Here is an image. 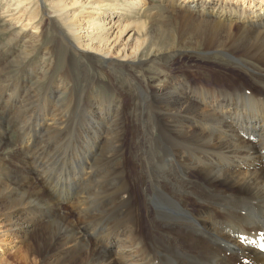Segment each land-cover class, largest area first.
Returning a JSON list of instances; mask_svg holds the SVG:
<instances>
[{
    "label": "rangeland",
    "instance_id": "1",
    "mask_svg": "<svg viewBox=\"0 0 264 264\" xmlns=\"http://www.w3.org/2000/svg\"><path fill=\"white\" fill-rule=\"evenodd\" d=\"M36 1L38 4L34 7H32L31 0H23L18 7L15 6L18 0H2L0 15L7 23L17 24L15 27L19 26L21 28L22 26L32 32L37 31L34 29L35 26L40 29L48 26L45 13L47 16L54 18L53 26L60 28L73 46L68 47L66 43L47 36L44 48L48 47L51 51L54 66L51 75H57V80L61 78L58 75H65L69 82L70 91L68 94L63 95L65 98L62 99L61 105H57L59 111L55 110L57 118L64 117L65 122L62 130H54L50 126L52 122L49 123L48 121V114L52 111L46 109L45 101L48 97H54V100L57 99L54 92H56V87L59 86L60 81L47 79L45 82L41 81L36 84L38 78H36L35 73L39 68L38 64L44 58L39 56L36 59V64H26L22 60L23 57L18 50V46L15 43H10L8 41L9 36L0 30V185L1 183L11 185L15 193H13L14 195L12 193L8 195V200H6L8 207L17 203L29 204L28 212L19 219L21 223L29 226L42 222L43 219L47 223L49 221L48 224L57 223L60 219L54 213H60L62 210L61 216L69 215L67 216L68 220L72 226L75 225L73 227L75 232L79 229L83 236H89L91 240L98 243L104 241L101 238L105 235H107L109 241H112V236L117 235L122 227H127L125 223L131 213L130 211L128 214L121 203L125 200L121 194L122 189H129L130 187L131 192L134 190L139 194L130 178V172L134 171L133 178L135 177V181L145 183L148 180L152 187L150 192L153 193V201L156 202L157 200L159 205H162V209H154L155 220L163 222L164 218L171 219L172 217V220L164 221L167 223H164V229H157L162 239L159 238L155 245L157 246L156 249L152 247L150 254L153 255L152 258L156 256L152 259V264H160V260L173 262L171 258L178 254V250L175 242L169 239L163 240L168 230L167 225L176 219L187 221L194 216L197 212L195 205L206 202L208 182L214 175L210 173V166L207 170L208 174L205 175L206 180H201L198 178V170L193 168L198 161L192 162L193 165H187L184 164L185 160L188 156H192L191 154L197 156L198 153H201L199 152V146L206 148L207 155L213 154V151L206 147L209 141L196 142L187 151L183 149L186 154L183 152L176 153L173 150V145H176L179 140L177 137L180 135L177 131L172 132L170 128L166 129L159 123L161 115H159V103H156V100L159 99L155 100L151 91L153 88L150 85L154 84L157 87L166 81L175 84L187 80L185 82L190 84L187 92H194L193 90H195L200 96H203L199 100H205L213 94L220 96L225 101L236 100L237 92L242 91L241 86L237 83H227V85L224 82L226 75H200L203 67L207 65V61L198 57L185 55L173 60L169 63L171 74L167 72L168 67L165 60L155 62L145 69L140 66L129 65L130 61L134 59L135 54H133V51L143 38L145 26L148 25L147 22L154 21L152 23L157 27L161 24V17L158 16L157 18L156 16L159 11L156 1L148 6V16L144 17L135 16V12H129L124 0H80L78 5H72L77 0ZM64 2L69 3V7L66 10L67 14L62 17L59 8L64 5ZM245 7H247V4H245ZM263 7L264 0H253L251 3V9L259 11ZM112 13L113 16L109 19ZM93 22H99L104 25V28L101 29L95 26L93 29H89V25ZM98 35H103L102 39L104 41L102 39L91 41L93 36L97 37ZM73 49L83 52L86 58L80 59L77 55V61ZM97 49L100 53L96 51ZM69 55L71 57L75 55L72 62L67 59ZM102 58L111 62V67H107ZM75 60L77 64H80V67L79 64L73 63ZM181 69L192 71L195 75H178ZM228 76H230L229 79L235 77V75ZM243 76H246L245 81L249 79L248 75ZM263 86L264 83L253 90L252 86L249 85L248 90L245 92L252 98L254 96L261 99V91L264 92ZM173 87V90L177 92L184 90L179 86ZM261 101H257V104ZM93 105L102 113V116L90 115L84 112L85 108H90ZM241 105V114L245 115L255 104L245 101ZM133 131L137 132L134 134ZM113 133L114 135H112ZM103 138H108L106 143ZM32 142L34 143V149L24 151V145ZM106 148L107 150H105ZM22 152H24V155H22ZM111 155H116V157L104 160L103 157ZM50 159L52 163L55 162L51 164ZM178 159H181L180 162ZM211 159L216 161L214 166H217V172L225 170L228 166L224 155L221 158L218 154L215 155V158L211 155ZM134 162L137 163L134 164ZM49 164L53 166L51 167ZM91 167L96 173L90 180L85 175L87 176ZM194 172L198 174L195 175ZM190 174L191 181L189 180V184H185L184 181H187ZM144 176L146 179L143 178ZM160 176H169L175 181L168 186L169 192L167 193L160 186L162 181ZM194 176L199 181H196ZM178 181H181V184L178 185L176 183ZM157 187L160 190L155 191ZM162 187L164 188L163 184ZM34 188L36 189L35 192ZM4 189L0 186V193L4 192ZM107 196L109 197L107 198ZM139 200L142 203L141 195ZM73 203H77L79 207L76 206L75 209ZM45 204H49V206ZM78 214L81 218H78ZM142 214L144 216V212ZM158 214L163 216L160 218L157 216ZM4 217L0 213V264H24V251L21 241L10 230V226ZM232 228H230L232 231L235 229L234 231L237 232L233 231V234L230 230V234L237 237L239 230ZM223 229L225 234L229 232V228ZM108 232H110L109 235ZM190 232H193V230ZM115 252L116 249L113 250V253Z\"/></svg>",
    "mask_w": 264,
    "mask_h": 264
},
{
    "label": "bare ground",
    "instance_id": "2",
    "mask_svg": "<svg viewBox=\"0 0 264 264\" xmlns=\"http://www.w3.org/2000/svg\"><path fill=\"white\" fill-rule=\"evenodd\" d=\"M22 1L23 0H18L15 6L17 5L19 7ZM31 1L32 7L38 4L36 0ZM38 1L42 2L41 0ZM153 1H156L159 7L156 16L157 18L158 16L161 17V24L157 27L152 23L154 21L147 22L148 25L145 26L143 38H141V42L137 45L135 51H133V54H135L133 56L134 59L130 61L129 65L140 66L145 69L149 68L155 62L165 60L168 67L167 72L170 73L169 63L173 60L185 55L189 57H198L207 61V65L203 67V71H201L200 75H226L224 79L226 84L237 83L241 86L242 90L237 92L236 100L234 99L235 101H225L221 99L220 96H215L213 94L205 100H199L202 95L200 96L198 92L195 90H193L194 92H187L190 86L188 82H185L187 80L179 81L175 84L166 81L163 82L161 86L157 87H155L154 84L150 85L153 88L151 91L154 94L155 100L159 99L156 100V103H159V115H161L159 123L166 129L170 128L172 132L177 131L180 135L177 137L179 140L176 145H173V150L176 153H184V150H189L192 144L196 142L202 143L203 141H209L206 147L213 151L211 155H213L214 158L217 154L220 158L224 155L225 160L228 162V166L225 170L217 172V166H214L216 165V161L211 159V155H207L206 148L198 144L200 148L199 152L202 154L198 153L197 156L191 154L192 156H188L185 163L183 162L187 165H193L194 163L192 164V162L198 161L197 165L193 168L198 170V178L201 180H206L205 175L210 166V173L214 175L210 179V182L206 181L208 182L206 202H201L200 204L196 203L197 212L194 216L187 221L176 219L173 222L171 221V224L167 225L168 230L163 240L169 239L175 242L178 254L171 258L173 262H164L162 260L159 262L160 264H264V92L260 90L261 94H259L261 95V99L254 96L252 98L245 92L248 90L249 85L255 90L256 87L264 83V7L259 11L251 9L253 0H124V4L129 12L136 13L135 16L139 15L140 17H144L148 16V6L153 4ZM63 4L64 5L59 8L62 17L67 14L66 10L69 7V3L64 2ZM78 4H80V0L74 1L72 5ZM245 4H247V7H245ZM44 15H46L48 26H44L41 29L35 26L34 29L37 30L36 32L27 30L22 26L21 28H19V26L15 27L17 24L12 25L7 23L3 20V16L0 15V30H2L5 35L9 36V40H7L10 43H15V45L18 46V50L23 57L22 60H24L26 64H36V59L39 56L44 58V60L38 64L39 68L37 73H35L36 78H38L36 84H39L41 81L45 82L47 79L57 80V75H51V72L54 71L51 51L48 47L44 48L47 36L66 43L68 47L73 46L66 37V34H64L60 28L53 26L54 18L52 16H47L46 13ZM112 16L113 13L109 16V19L112 18ZM95 26L101 29L104 28V25H101L99 22H93L89 25V29H93ZM102 37L103 35H98L97 37L93 36V40L91 41L102 39ZM73 51L76 53V60L77 55L80 59L86 58L85 55H83L84 53L80 50L73 49ZM96 51L98 52L99 50L97 49ZM98 53H100V51ZM70 55L67 59L72 62L75 55L73 57ZM76 60L73 63L78 65V60ZM102 60L107 67H111V62L103 58ZM178 75H195V73L181 69ZM228 75H235V77L234 79H229L230 76ZM243 75H248L249 79L245 81L246 76ZM58 76L61 77L58 79L60 84L56 87V92H54L57 99L54 100V97H48L47 100L45 99V106L48 111H52L48 114V121L49 123L52 122L50 124L51 128L60 131L65 121L64 117L57 118L55 110L59 111L57 105H61L62 99L65 98L63 95L68 94L70 88L68 87L69 82L65 75ZM173 86H179V88L184 90H180L179 92L174 91ZM259 100L262 101L257 104ZM245 101L252 102L255 105L244 115L241 114V104ZM84 112L90 115L102 116V113L96 109L95 105L90 108H85ZM41 127L43 128V126ZM136 132L133 131L134 134ZM112 135H114V133ZM212 135L214 137H211ZM107 139H104L105 143ZM107 148L105 150H107ZM30 149H34L33 142L23 147L24 151ZM128 151L130 150L128 149ZM104 152L102 151V153ZM23 153L24 152H22V155H24ZM135 156L137 157V155ZM194 156H196V158H194ZM115 157L116 155H111L103 158L105 160ZM126 161L128 160L126 159ZM50 163L53 164L51 159ZM135 163L137 162H134V164ZM50 166L52 167L53 165ZM117 168L119 167L117 166ZM94 171L95 170L91 167L85 177L91 180L96 173H94ZM133 172H130V178L132 179L133 186L139 191V194L134 190L131 192L130 190L132 189H130V187L129 189L126 188L122 189L123 191L121 190V194L125 199L123 202L121 201V203L124 208H126L128 214L131 211L128 219L126 220L125 218L126 223L124 220L127 227H122L117 235L112 236V241H109L106 237L107 235L103 236L101 239L104 241L100 243L91 240L89 236H83V234L79 232V229L75 232L73 229L75 225L73 224L72 226L70 224L71 222L68 220L67 216L69 215L61 216V209L60 213H54V215L60 219L57 223L48 224L49 221L47 223L44 219L42 222H37V224L30 226L21 223L19 219L28 212L27 209L30 208L28 206L29 204L26 205L24 203L25 205H22L17 203L14 206L8 207L6 200H8V195L10 193H14V189L11 185H4L1 183L0 186L5 189L3 190L4 192L0 193V213L2 216H5L4 218L10 226V230L15 233L21 241L24 251L23 263L152 264V259L156 256L152 258L153 255L151 256L150 252L152 247L154 249L157 248L155 245L159 238H161V234L158 233L157 229H164V221L169 218H164V220H162L163 222L155 220L154 209H162V205L160 206L157 200L156 202L153 201V193L151 194L150 192L152 187L149 181L146 180L145 183L139 182L138 180L135 181ZM197 172H194V174H198ZM145 176L143 178H145ZM160 178L162 181L161 185H159L166 193L169 192L168 186L173 184L172 182L174 180L169 176H160ZM189 180L191 181V174L188 175L187 181H184V183L189 184ZM196 181H199L197 177ZM176 183L179 185L181 181ZM157 189L158 187L155 191ZM35 191L36 189L34 188V192ZM140 195L142 203L139 200ZM108 197L109 196H107V198ZM45 205L49 206V204ZM73 206L76 209L78 204L73 203ZM185 211L187 210L185 209ZM142 212H144V216ZM157 216H159V214ZM162 216L163 215L159 217L161 218ZM97 217L99 218V216ZM78 218L81 217L79 216ZM169 220H172V217ZM232 227L239 230L237 237L230 234V228ZM223 228H229V232L225 234ZM191 230H193V232H190ZM233 231L231 230V233L234 234L235 231ZM109 233L110 232H108V235ZM115 249L116 252L113 253Z\"/></svg>",
    "mask_w": 264,
    "mask_h": 264
}]
</instances>
